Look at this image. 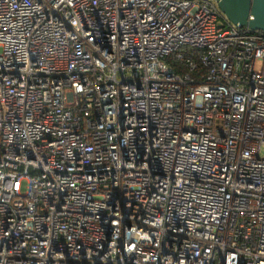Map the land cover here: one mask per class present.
Wrapping results in <instances>:
<instances>
[{"label":"built area","instance_id":"1","mask_svg":"<svg viewBox=\"0 0 264 264\" xmlns=\"http://www.w3.org/2000/svg\"><path fill=\"white\" fill-rule=\"evenodd\" d=\"M0 264H264V32L0 0Z\"/></svg>","mask_w":264,"mask_h":264},{"label":"water","instance_id":"2","mask_svg":"<svg viewBox=\"0 0 264 264\" xmlns=\"http://www.w3.org/2000/svg\"><path fill=\"white\" fill-rule=\"evenodd\" d=\"M234 24L264 32V0H216Z\"/></svg>","mask_w":264,"mask_h":264}]
</instances>
